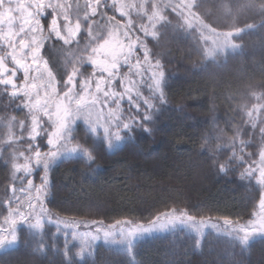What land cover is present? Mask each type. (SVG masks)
Here are the masks:
<instances>
[{
	"label": "snow or ice",
	"instance_id": "snow-or-ice-1",
	"mask_svg": "<svg viewBox=\"0 0 264 264\" xmlns=\"http://www.w3.org/2000/svg\"><path fill=\"white\" fill-rule=\"evenodd\" d=\"M206 4L207 0H84L83 4L0 0V135L5 137L0 141V159L6 166L0 250L12 249L22 240L27 243L21 225L41 240L27 264H37L36 254H45L46 225L56 227L50 247L59 256L49 257L48 264H79L86 248L91 256L93 242L101 237L105 243L123 245L129 264H137V240L181 226L195 231L196 248L208 227L222 230L241 250L253 240L264 241V85L250 82L239 97L229 88L224 95L229 104L226 118L221 121L216 114V88L221 86L217 77L228 66V53L240 58V72H247L245 56L257 63L254 53L249 56V46L236 41L254 31L264 36V0H249L255 23L225 31L205 23L213 13ZM225 7L234 25L238 12L221 8ZM180 33L191 38L201 56L192 64V71L201 77L196 88L177 94L170 91L175 74L166 72L165 60L172 57L174 37ZM64 52L68 55L61 70L59 55ZM261 52L264 70V43ZM189 103L207 107L212 114L203 128L196 129L207 167L224 174L238 172L249 189L258 188V203L253 195L249 211L235 220L218 217L212 223L211 217L198 219L187 207L166 205L140 222L126 219L105 225L103 220H64L47 207L53 195L51 174L57 167L77 157L89 167L96 165L93 138L111 149L133 139L137 130L150 136L161 115L168 110L185 113ZM82 227L89 231L79 232ZM60 232L65 236L62 248L55 243ZM69 236L82 241L74 254ZM0 264L13 262L0 260ZM222 264L246 262L233 253Z\"/></svg>",
	"mask_w": 264,
	"mask_h": 264
},
{
	"label": "trees",
	"instance_id": "trees-1",
	"mask_svg": "<svg viewBox=\"0 0 264 264\" xmlns=\"http://www.w3.org/2000/svg\"><path fill=\"white\" fill-rule=\"evenodd\" d=\"M83 2L80 0L81 4ZM50 19V16L45 18V25ZM133 19L138 20L135 16ZM205 23L218 28L209 18H205ZM245 25L247 23L242 26ZM174 39V53L165 60V64L166 72L175 74L170 80V91L180 94L198 86L201 74L192 71V64L199 62L201 56L193 48L190 37L180 33ZM236 42L249 46V56L254 53L257 63L253 65L249 57L245 56L243 62L247 65V72H240L237 70L240 58L228 53V66L217 77L221 86L216 88L219 94L216 114L221 121L229 110V104L224 99L226 90L230 88L239 97L250 82L264 85V70L260 69L259 62L264 36L260 31H254ZM65 55L68 53L59 55L61 70ZM211 115L207 107L189 103L185 113L168 110L161 115L156 130L150 136L137 130L133 139L119 142L111 149L102 139L93 138L96 141L94 154L98 157L96 165L89 167L85 160L77 157L57 167L51 174L53 195L48 197L52 203L47 204V207L64 220L83 223L103 220L105 225L126 219L140 222L151 213L164 210L166 205L181 209L187 207L190 214L198 219L211 217L212 223L218 217L235 220L239 214L250 210L253 195L258 203L259 192L258 188L249 189L247 181L239 179L238 172L224 174L207 167L206 154L200 149L202 141L196 129L203 128L206 118ZM79 125L78 132L82 134L85 125L82 121ZM5 172L6 166L0 159V199L4 198L2 188ZM36 182L39 183L38 176ZM0 212H4L3 206H0ZM1 213L0 219H3ZM51 226L53 228L46 225V229H51L50 234L56 231L55 225ZM214 230L206 228L204 236ZM79 231L89 229L82 227ZM217 233L227 236L222 230ZM59 235L61 237L64 233L60 232ZM184 235L188 239H184ZM196 238L193 229L183 226L175 232L145 234L136 241L135 260L137 264H217L208 250L194 247ZM200 239L203 240L202 237ZM261 242L264 241L256 239L250 245ZM95 243L98 246L96 258L90 262L80 261L79 264H129L130 258L123 250V245L105 243L102 237ZM32 250L31 246L21 241L12 249L0 250V260L11 258L13 263L27 264L33 259ZM49 257L59 259L54 253L36 254L35 259L37 264H48ZM246 264H264V259L255 263L249 257Z\"/></svg>",
	"mask_w": 264,
	"mask_h": 264
},
{
	"label": "rangeland",
	"instance_id": "rangeland-1",
	"mask_svg": "<svg viewBox=\"0 0 264 264\" xmlns=\"http://www.w3.org/2000/svg\"><path fill=\"white\" fill-rule=\"evenodd\" d=\"M255 2L259 3V0H255ZM206 6L213 8L212 15L206 18H209L212 24L220 29H223L224 31L228 30L227 28L229 26L243 28L244 26L242 25L246 23L249 24L255 21V18L253 17L254 8L249 7V0H208ZM223 6L231 7L233 12H238L237 19L234 25H232V17L230 15L226 16L227 8H221ZM0 89H2V87H0ZM15 114L20 115L21 117L23 116L22 113ZM4 139L5 137L3 135H0V141H3ZM49 227L53 228L51 225H49ZM20 228L22 236H25L27 240V243L23 242V240L22 242L34 249L37 244L41 242L40 235L29 234L26 226L21 225ZM50 228H47L44 234L43 242L48 245V247H46L45 249V254L54 253L50 247L52 243ZM68 239L71 241L70 247L74 245V247L72 248L73 254L79 251L82 243L81 239L72 240L71 236H69ZM184 239H188L186 235H184ZM202 239L203 240H201V246L199 248L206 251L208 250L212 256L211 258L214 259L217 264H222V262L230 261L233 253L238 254L245 262L249 257H251L252 260H255V263H258L260 260L264 259V242L257 243L256 245H249L247 249L241 250L237 242L234 241L231 237L219 235L215 230L207 233L202 237ZM64 240L65 236L62 235L60 237L58 233L55 239V243L59 248H62ZM97 247L98 246L96 245V243L93 242V247L91 249L93 254L91 256L88 255L89 249L86 248L84 258L80 261H93L96 258ZM76 258L79 259L78 257ZM8 260H11V258H8ZM13 264H16V262ZM21 264H24V262H21Z\"/></svg>",
	"mask_w": 264,
	"mask_h": 264
}]
</instances>
